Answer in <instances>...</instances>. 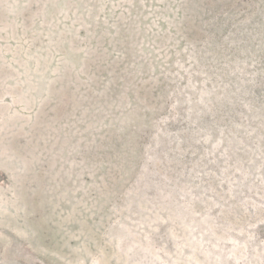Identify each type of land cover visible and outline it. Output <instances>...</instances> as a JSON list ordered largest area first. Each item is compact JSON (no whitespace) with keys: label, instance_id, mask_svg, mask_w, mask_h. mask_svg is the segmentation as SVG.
<instances>
[{"label":"rangeland","instance_id":"rangeland-1","mask_svg":"<svg viewBox=\"0 0 264 264\" xmlns=\"http://www.w3.org/2000/svg\"><path fill=\"white\" fill-rule=\"evenodd\" d=\"M0 264H264V0H0Z\"/></svg>","mask_w":264,"mask_h":264}]
</instances>
